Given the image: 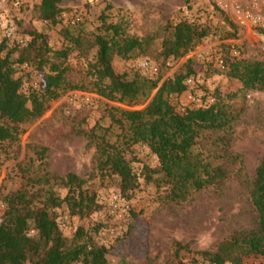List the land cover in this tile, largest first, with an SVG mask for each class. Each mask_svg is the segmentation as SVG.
<instances>
[{
	"label": "trees",
	"instance_id": "obj_1",
	"mask_svg": "<svg viewBox=\"0 0 264 264\" xmlns=\"http://www.w3.org/2000/svg\"><path fill=\"white\" fill-rule=\"evenodd\" d=\"M62 1L39 0L32 19L52 28L61 26L65 11ZM112 8L105 2L94 32L61 26V43L56 49L49 45L42 31L30 24L23 28V22L17 25L29 38L25 44L4 34L0 37V142L16 140L24 125L42 116L50 103L66 92L93 93L111 102L145 105L138 110L114 108L108 114L107 127L95 124L88 131H80L86 146L94 149L97 174L115 178L122 195L138 189L140 178L145 185L153 184L158 192L163 188L161 198L169 205L186 202L193 192L220 187L229 172L222 165L205 161L194 152V147L203 132L231 128L237 115L225 100L235 93L218 97L203 108H186L179 113L170 98L183 93L184 81L195 75L189 62L159 87L160 78L150 79L143 72H116V59H147L153 37L129 34L122 22L110 21ZM260 32L264 35V30ZM163 34L159 56L166 61L184 56L208 37L210 30L184 18L165 27ZM72 58L83 60L84 66L76 69L70 63ZM225 67L227 77L239 82L241 90L264 93V59L232 56ZM33 72L41 73L42 79L25 91ZM74 73L81 77L80 81L71 79ZM114 128L120 133L118 140L111 142L108 137ZM136 145L147 148L157 159V166H144L140 175L133 173L124 155ZM46 151L40 148L36 153L37 160L42 162L41 171L23 172L21 186L2 198L0 264H110V249L95 238L101 224L91 229L79 227L70 237L64 236L58 227L57 210L65 207L71 215L86 218L100 206L87 179L73 173L48 175ZM249 198L256 213L253 228L236 231L213 250L195 251L179 264H244L252 256L264 258V156L255 169Z\"/></svg>",
	"mask_w": 264,
	"mask_h": 264
},
{
	"label": "rangeland",
	"instance_id": "obj_2",
	"mask_svg": "<svg viewBox=\"0 0 264 264\" xmlns=\"http://www.w3.org/2000/svg\"><path fill=\"white\" fill-rule=\"evenodd\" d=\"M234 1V7L229 6L226 10L210 0H63L61 3L65 9L61 26L70 25L84 33L94 32L98 16L105 2H109L113 7L109 12L110 21L122 22L129 34L153 37L145 56L157 67L155 74L139 69L142 56L126 61L114 60L116 72H143L150 79L160 78L159 87L164 80L184 70V65L189 62L193 76L205 79L196 90L197 98L205 101L211 96L215 100L235 93L234 97L225 100L237 115L231 128L203 132L194 147V152L205 161L222 165L229 172L220 187L193 192L186 202L169 205L161 198L163 188L158 192L153 184L145 185L140 178L138 189L122 195L115 178L97 174L94 149L86 146L87 141L80 131H88L95 124L107 127L110 123L108 114L114 108L138 110L145 105L129 106L73 90L51 102L38 119L24 125L16 140L0 142V215L2 198L21 186V174L28 170L41 171L39 164L42 162L37 160L36 153L40 148H46L44 163L48 175L73 173L87 179L100 206L86 218L71 215L65 207L59 209L58 227L64 236L70 237L79 227L91 229L101 224L95 238L110 249L107 255L110 264L120 261L126 264H179L195 251L213 250L236 231L253 228L256 213L250 202L249 188L264 156V93L241 90L239 82L227 77L225 66L232 56L264 59V35L260 32L264 30V0L256 6L245 0ZM38 3L39 0H0V37L4 34L5 23L11 21L16 30L14 38L25 44L29 38L17 25L23 22V28L28 24L36 27L46 35L51 47L58 48L61 26L52 28L34 17L32 19L33 8ZM236 9L240 13H236ZM184 18L206 26L210 35L181 58L163 61L159 52L164 28ZM218 60L223 61V69L217 67ZM70 63L76 69L84 66L83 60L76 58L70 59ZM70 77L74 81L81 79L77 73ZM31 79L24 87L25 91L30 85L36 86L42 74L33 72ZM182 94L170 98L176 111L186 106ZM119 133L120 130L114 128L109 140H118ZM124 155L133 173L138 175L144 166H157L156 157L143 146H132ZM114 195L119 197L115 209L111 206ZM244 264H264V258L252 256L245 259Z\"/></svg>",
	"mask_w": 264,
	"mask_h": 264
},
{
	"label": "built area",
	"instance_id": "obj_3",
	"mask_svg": "<svg viewBox=\"0 0 264 264\" xmlns=\"http://www.w3.org/2000/svg\"><path fill=\"white\" fill-rule=\"evenodd\" d=\"M210 1L214 3L216 6H218V8L220 7L225 10L228 9L229 6L234 7L233 5L236 2L234 0H210ZM245 1L253 6H256L260 0H245ZM235 12L240 13L239 9H236ZM14 34H15V26L13 22L11 21L6 22L4 27V35L6 37L14 38ZM216 65L219 68L221 67V69L224 68L223 67L224 63L222 60H218ZM138 67L139 69L148 72L150 75H153L157 72L156 69L157 67L146 58L140 60ZM204 83H205V79L201 76H191L184 81L186 90L183 92L184 94L183 98L187 103L186 106H184L183 108H179V111L177 112L182 113L186 108L200 109L213 103L214 100L211 96H208L205 101L197 98L196 96V90L199 88V86L203 85ZM180 95H176V98L180 97ZM118 201H119V197L117 195H114L111 199V206L113 209L116 208V203Z\"/></svg>",
	"mask_w": 264,
	"mask_h": 264
}]
</instances>
